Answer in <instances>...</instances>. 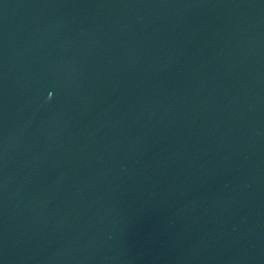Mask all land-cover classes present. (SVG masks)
Listing matches in <instances>:
<instances>
[{"label": "water", "instance_id": "water-1", "mask_svg": "<svg viewBox=\"0 0 264 264\" xmlns=\"http://www.w3.org/2000/svg\"><path fill=\"white\" fill-rule=\"evenodd\" d=\"M0 264H264V0H0Z\"/></svg>", "mask_w": 264, "mask_h": 264}]
</instances>
